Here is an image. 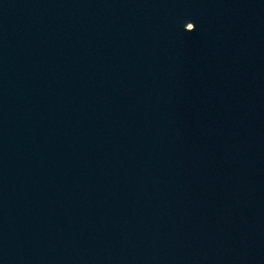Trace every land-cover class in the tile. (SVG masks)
I'll use <instances>...</instances> for the list:
<instances>
[{
	"label": "water",
	"instance_id": "1",
	"mask_svg": "<svg viewBox=\"0 0 264 264\" xmlns=\"http://www.w3.org/2000/svg\"><path fill=\"white\" fill-rule=\"evenodd\" d=\"M0 264H264V0H0Z\"/></svg>",
	"mask_w": 264,
	"mask_h": 264
}]
</instances>
